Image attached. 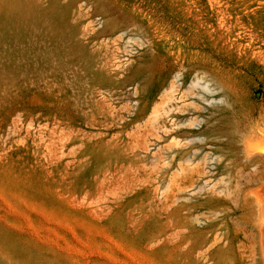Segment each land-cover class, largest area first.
Listing matches in <instances>:
<instances>
[{
	"label": "rangeland",
	"instance_id": "1",
	"mask_svg": "<svg viewBox=\"0 0 264 264\" xmlns=\"http://www.w3.org/2000/svg\"><path fill=\"white\" fill-rule=\"evenodd\" d=\"M11 1L0 264H264V0Z\"/></svg>",
	"mask_w": 264,
	"mask_h": 264
},
{
	"label": "bare ground",
	"instance_id": "2",
	"mask_svg": "<svg viewBox=\"0 0 264 264\" xmlns=\"http://www.w3.org/2000/svg\"><path fill=\"white\" fill-rule=\"evenodd\" d=\"M18 3V0H13V1H11L10 2V6L12 5H16ZM3 5V4H2ZM3 9H2V6H1V4H0V20H2V19H4L5 18V16H3L4 14H3V11H2ZM259 131L258 130H256V133H258ZM247 142V141H246ZM245 143V142H244ZM245 149H250V151H249V154H251V153H255V154H258V153H264V145H260V144H258V142H256L255 144H253L252 146H250V145H246L245 146ZM253 157H251V158H247V163L248 162H251V161H253ZM263 161H264V155H263ZM263 188V187H262ZM252 195H253V197H254V199H255V201H256V207H257V209H258V204H261V205H263V207H264V189H262V190H253L252 191ZM262 212V211H261ZM262 216V215H261ZM260 220V219H259ZM258 220V221H259ZM261 221V220H260ZM261 225H262V227H261V233H262V239H263V247H261V251H262V253H263V255H264V223L262 224L261 223ZM261 237V236H260ZM260 243V244H261Z\"/></svg>",
	"mask_w": 264,
	"mask_h": 264
},
{
	"label": "water",
	"instance_id": "3",
	"mask_svg": "<svg viewBox=\"0 0 264 264\" xmlns=\"http://www.w3.org/2000/svg\"><path fill=\"white\" fill-rule=\"evenodd\" d=\"M2 11H3V14H6L7 13L4 9Z\"/></svg>",
	"mask_w": 264,
	"mask_h": 264
}]
</instances>
